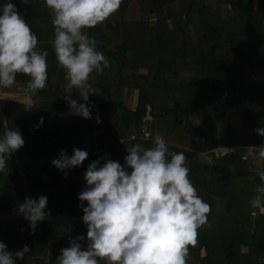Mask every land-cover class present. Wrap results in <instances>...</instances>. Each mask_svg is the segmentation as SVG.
Listing matches in <instances>:
<instances>
[{
	"label": "trees",
	"instance_id": "obj_1",
	"mask_svg": "<svg viewBox=\"0 0 264 264\" xmlns=\"http://www.w3.org/2000/svg\"><path fill=\"white\" fill-rule=\"evenodd\" d=\"M11 2L37 35V48L48 52L45 89L23 102L0 95V135L16 128L25 141L12 154L8 174H0V242L13 253L27 245L45 255L36 261L28 260L26 253L17 264H57L60 250L69 246V235L84 236L78 242L86 245L81 203L87 202H81L78 193L86 186L88 164L111 159L124 165L128 146L151 147L157 134L170 152L185 153L189 178L210 208L215 201L210 195L217 192L227 205L219 216L228 227L220 222L218 229L209 230L207 224L199 228L187 264H195L193 254L197 264H205L202 250L207 264H221L236 246L247 243V236L257 244L251 260L259 263L264 257V214L252 215L254 210L232 197L233 192H225L212 174L218 165L221 169L220 163L237 164L249 174L243 164L249 161L244 162L241 153L248 146L256 152L254 146L264 143L254 131L264 127V0H121L110 18L86 30L110 63L102 72L90 74L89 83L96 91L89 96L90 119L70 114L64 99L65 73L51 46L50 10L43 0ZM28 80L18 73L14 85L26 87ZM72 98L83 102L75 89ZM230 110L244 119L243 126L227 125ZM41 117L43 123L36 127ZM221 143L237 152L216 159L217 165L207 163L202 171L206 179H201L199 165L204 156L214 160L213 151ZM77 148L86 150L88 157L65 170L67 175L51 163L62 149L71 155ZM250 176L257 177L251 182L258 184L257 173ZM40 195L47 196L48 215L33 231L17 208L25 198ZM219 240L225 248L221 253Z\"/></svg>",
	"mask_w": 264,
	"mask_h": 264
},
{
	"label": "clouds",
	"instance_id": "obj_2",
	"mask_svg": "<svg viewBox=\"0 0 264 264\" xmlns=\"http://www.w3.org/2000/svg\"><path fill=\"white\" fill-rule=\"evenodd\" d=\"M31 3V0H22ZM50 10L53 51L58 67L64 69V99L69 112L92 118L89 96L96 94L90 74L110 67L87 29L102 24L120 7L121 0H43ZM37 35L11 0L0 4V88H9L18 73L29 77L25 94L45 89L48 80L47 50L37 48ZM83 102L72 98L73 90ZM30 109V106L28 108ZM99 123V119H97ZM43 123L40 118L36 127ZM264 137V127L254 130ZM25 141L16 128L0 135V174L7 175L13 153ZM264 160V143L254 146ZM252 154V153H250ZM88 152L61 150L51 163L65 170L78 167ZM125 164L105 159L90 162L84 173L86 186L78 193L83 208L84 236L70 240L60 250L57 264H187L189 246L196 244L197 230L207 222L210 205L197 193L189 178L184 152H170L165 139L153 137L151 147L141 143L127 147ZM260 183L253 189L249 206L264 214V169L257 171ZM47 196L25 198L17 212L34 231L46 219ZM23 231V229H21ZM30 249L24 245L14 253L0 242V264H17Z\"/></svg>",
	"mask_w": 264,
	"mask_h": 264
},
{
	"label": "crops",
	"instance_id": "obj_3",
	"mask_svg": "<svg viewBox=\"0 0 264 264\" xmlns=\"http://www.w3.org/2000/svg\"><path fill=\"white\" fill-rule=\"evenodd\" d=\"M258 2V0H257ZM14 85V84H13ZM17 86V85H14ZM23 87L25 85H22ZM25 88V87H24ZM23 88V89H24ZM27 99H29V97H27ZM217 116V115H216ZM219 116V115H218ZM226 123L228 126H231L233 128H239L241 126H243L244 124V119L242 117L239 116V114H237V112L230 110L227 113L226 116ZM224 130L221 129L220 131V137L224 138ZM249 148H253V146H248L247 148V152ZM237 152V148L236 147H231L228 145H224L223 143L219 144V146H217L213 153H214V160H211V157H205V160L203 162L202 165H199L198 170H197V175L200 176V178L202 179V177H204L206 179V176H202V171L203 168H205L204 166L207 163H210L211 165H217L219 164L217 162L216 159H221L222 157H230L232 154ZM247 152H243L241 153V159L243 156H245L247 154ZM255 151H254V155L252 158H249L248 160H243L244 162L249 161L244 164V168L247 167V171L250 175H254V173H257L258 170H261L264 166V160L259 159L256 155H255ZM221 169L219 168V165L217 166V170L218 172H214L212 174V177L214 176L218 181L221 182V184H219L220 186H222L225 190V192H228L230 194V192H233L232 197H234L237 201H240L241 203H244V205H248L250 198L253 195V189H254V184L251 181H254L255 176H250L249 174H247L244 170V172L242 171L243 169L241 168H237L238 166L232 164V163H226V164H222ZM220 169V170H219ZM258 183H260L259 179L257 180ZM238 188V189H236ZM221 192H217V193H213L210 196L215 198L214 203L212 204V208L211 211L213 212V215L211 217V220L207 219V229L212 230L215 228H219L220 222H223L225 224H227L226 219L221 215L219 216L220 213H224V207L227 206L226 202L222 201V199L220 198ZM231 195V194H230ZM241 199V200H240ZM209 202V201H207ZM45 211H47L45 209ZM20 215V214H19ZM21 217H23L22 215H20ZM208 218V217H207ZM216 223V225H213V223ZM229 223L227 224L228 227ZM233 228V227H232ZM236 229V228H235ZM250 230L254 229V224L249 227ZM262 240L264 241V226L262 228V235H261ZM247 243L246 244H241L240 247H235V249H233V251H231L230 253V257H225L223 259V261L221 262V264H256L254 263V260H251V254H253V251L256 249V245L252 243V241L249 240V237L247 236ZM229 242V241H228ZM223 244L222 240L217 241V246H219L218 250L219 253L223 252V250H225V248L223 249L221 247V245ZM199 254L201 255V258L204 260L205 255H206V251L202 250L201 252H199ZM42 254L37 253L36 250L34 248H30V252L28 253V260H36V261H40L41 257L43 259H45V255L41 256ZM242 256V257H241ZM264 262V257H261V259L259 260V263L257 264H263Z\"/></svg>",
	"mask_w": 264,
	"mask_h": 264
},
{
	"label": "rangeland",
	"instance_id": "obj_4",
	"mask_svg": "<svg viewBox=\"0 0 264 264\" xmlns=\"http://www.w3.org/2000/svg\"><path fill=\"white\" fill-rule=\"evenodd\" d=\"M4 2H5V0H0V4H3ZM102 45H103V43H102ZM51 46H52V43H51ZM100 47H102V46L98 45L97 48H100ZM19 86H20V88L18 86H14V85H12L9 88H0V95L3 96L2 98L15 99V100L21 101V102L28 100L27 99L28 94H25V92L23 91V88L25 86L23 87L21 84ZM61 116H65V115L63 113H61ZM192 122L195 125L197 124V122L194 120H192ZM237 168L242 169V167H237ZM236 189H238V188H236ZM213 225H216V223L214 222ZM219 225H220V223H219ZM215 229H218V228H215ZM196 252H197V250H195L193 253H196ZM193 259H194V263L197 264V261L194 257V254H193ZM208 260H209V258L207 259V256L205 255L204 263L207 264ZM201 264H203V263H201Z\"/></svg>",
	"mask_w": 264,
	"mask_h": 264
},
{
	"label": "built area",
	"instance_id": "obj_5",
	"mask_svg": "<svg viewBox=\"0 0 264 264\" xmlns=\"http://www.w3.org/2000/svg\"><path fill=\"white\" fill-rule=\"evenodd\" d=\"M145 136L148 137L149 136V132H145ZM98 152H99V149L95 148L94 153H98ZM250 153H252V154H250ZM253 155H254V150L252 148H249L247 154L245 156H243L242 159L243 160H248L249 158H252ZM66 239H67V241H70V240H72V237L69 235V236L66 237ZM263 264H264V262H263Z\"/></svg>",
	"mask_w": 264,
	"mask_h": 264
}]
</instances>
